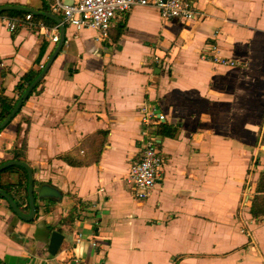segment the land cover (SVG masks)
I'll return each instance as SVG.
<instances>
[{
    "label": "crops",
    "instance_id": "crops-1",
    "mask_svg": "<svg viewBox=\"0 0 264 264\" xmlns=\"http://www.w3.org/2000/svg\"><path fill=\"white\" fill-rule=\"evenodd\" d=\"M54 1L0 6L47 13ZM184 1L202 17L164 21L135 7L100 42L64 25L60 52L0 132V165L25 163L35 187L58 189L61 202L35 199L36 217L24 223L0 199L2 264H264V218L250 215L264 172V0ZM59 39L58 27L11 33L0 24V97L13 107L16 86L44 69ZM216 52L234 66L211 64ZM136 110L163 118L148 127L163 179L144 200L126 183L141 147ZM25 186L23 170L0 173V189L27 211ZM52 233L63 237L54 258Z\"/></svg>",
    "mask_w": 264,
    "mask_h": 264
},
{
    "label": "built area",
    "instance_id": "built-area-1",
    "mask_svg": "<svg viewBox=\"0 0 264 264\" xmlns=\"http://www.w3.org/2000/svg\"><path fill=\"white\" fill-rule=\"evenodd\" d=\"M135 7H150L164 21L191 22L202 17L199 11L184 0H74L71 6H66L59 0H55L50 5V10L52 14L61 16L63 25L70 26L77 31L81 29L93 31L96 33L95 41L100 42L102 39H106L115 17L120 13H127ZM0 24L11 33L18 28H25L29 31L38 29L45 34L57 30V27L48 28L34 22L31 15H25L23 18L0 16ZM57 40V36H54L51 42L56 43ZM209 62L213 65L234 66L233 62L218 56L217 52L210 57ZM135 112L141 115V147L139 158L129 167L126 183L130 187L134 199L144 200L163 179L164 163L161 152L155 136L148 129L150 120L160 122L163 118L159 114L142 110ZM18 205L22 209L26 208V204L18 203ZM81 239V236L78 235L75 243H80Z\"/></svg>",
    "mask_w": 264,
    "mask_h": 264
},
{
    "label": "water",
    "instance_id": "water-1",
    "mask_svg": "<svg viewBox=\"0 0 264 264\" xmlns=\"http://www.w3.org/2000/svg\"><path fill=\"white\" fill-rule=\"evenodd\" d=\"M73 1H70L69 3H64L67 6H71ZM40 8H34L29 6H23V5H2L0 6V14L3 13H22L26 15H31L33 17L38 18H44L50 22H52L54 25L58 27L59 30V43L52 54L51 58L45 65L44 69L34 78V80L29 84V86L25 89V91L19 96L18 100L16 101L15 105L13 106L12 110L9 112L7 117L0 123V132L8 125V123L16 116L18 115L19 111L22 109L23 104L28 99L32 91L35 89V87L41 82L42 78L46 74L48 68L54 61L55 57L60 52L63 44H64V33H65V27L60 21V19L51 13V10L49 8V12L47 13H41ZM21 134V133H20ZM19 135V137H21ZM16 167L25 172L26 175V186H25V194H26V200H27V211H24L18 203L5 191L0 189V199L5 201V203L8 205L11 213L21 222L24 223H31L35 217H36V207H35V199L38 201H45V202H52L56 204H60L62 193L52 187L49 184L46 183H39L38 185L34 184V179L32 175L31 169L23 162L13 161L10 163H6L3 165H0V173L4 170ZM20 238V237H19ZM22 241V238H20V242ZM63 242V237L58 233H52L49 239L48 247L46 249V253L49 257L54 258L56 257L61 244ZM29 255L34 258L41 260V254L38 253V251H35L34 249L29 250ZM39 254L37 255L36 254ZM0 264H2L0 262Z\"/></svg>",
    "mask_w": 264,
    "mask_h": 264
},
{
    "label": "trees",
    "instance_id": "trees-1",
    "mask_svg": "<svg viewBox=\"0 0 264 264\" xmlns=\"http://www.w3.org/2000/svg\"><path fill=\"white\" fill-rule=\"evenodd\" d=\"M0 16L9 17V18H23L25 15L22 13H3L0 14ZM33 21L36 23L44 22L47 26L49 27L52 26L51 22L45 21L40 18L33 17ZM33 79L34 78L29 76H25L24 78H22V80L14 90V92L18 97L25 91V89L29 86V84L33 81ZM12 108L13 107L11 102H8L5 98L0 97V122H2L7 117V115L12 110ZM98 153H99L98 150L96 153H93L94 155L92 157L95 158H93L92 162H95L97 160L96 156L98 155ZM257 184L258 185L255 191L256 194L253 197L250 207V215L252 219H254L255 221L264 218V172L260 174ZM16 189L24 192V185L21 184Z\"/></svg>",
    "mask_w": 264,
    "mask_h": 264
}]
</instances>
